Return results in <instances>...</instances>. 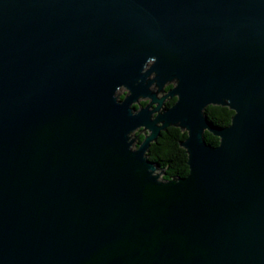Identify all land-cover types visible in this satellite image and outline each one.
Here are the masks:
<instances>
[{
  "label": "water",
  "instance_id": "water-1",
  "mask_svg": "<svg viewBox=\"0 0 264 264\" xmlns=\"http://www.w3.org/2000/svg\"><path fill=\"white\" fill-rule=\"evenodd\" d=\"M149 57L158 88L179 80L155 120L127 107L155 99ZM161 119L190 129L167 185L141 159ZM0 264H264V0H0Z\"/></svg>",
  "mask_w": 264,
  "mask_h": 264
},
{
  "label": "clouds",
  "instance_id": "clouds-1",
  "mask_svg": "<svg viewBox=\"0 0 264 264\" xmlns=\"http://www.w3.org/2000/svg\"><path fill=\"white\" fill-rule=\"evenodd\" d=\"M156 63L155 57H149L140 67L139 71L144 76V83L148 85V91L153 95L138 94L135 100L128 103V113L135 117L141 111L147 110L151 113L150 120H155L157 115H162L166 109L172 108L173 105L179 102L178 95H169L168 89H175L178 86V77H173L167 80V84L161 89L157 87V72L153 67ZM146 74V75H144ZM137 81H140L138 78ZM130 96V89L123 84L117 87L112 94L113 102L117 106H122L125 102V97ZM162 101V102H161ZM211 111L213 116L221 117L223 126H231L234 123V116L237 110L232 108L228 103L225 104H208L207 107L201 109V112ZM161 126V132L158 137L151 140V147L143 150L141 159L151 162V166L146 170L150 177L154 178V182L161 185H167L169 182H178L181 178H188L192 169H189L191 155L190 150L185 144L179 141L186 140L190 137V129L181 123V121L167 122L164 119L157 121ZM153 134L152 128L144 123H139L128 129L125 133V143L127 150L131 153H136L141 149L146 138ZM202 138L213 148H218L222 145V137L213 135L207 128L202 130Z\"/></svg>",
  "mask_w": 264,
  "mask_h": 264
},
{
  "label": "trees",
  "instance_id": "trees-1",
  "mask_svg": "<svg viewBox=\"0 0 264 264\" xmlns=\"http://www.w3.org/2000/svg\"><path fill=\"white\" fill-rule=\"evenodd\" d=\"M205 113L207 114V117L210 120H212L214 123L219 124V125H223L222 122H221V119H222L221 117L213 116L210 110L209 111H206ZM182 141H179V143H181Z\"/></svg>",
  "mask_w": 264,
  "mask_h": 264
}]
</instances>
